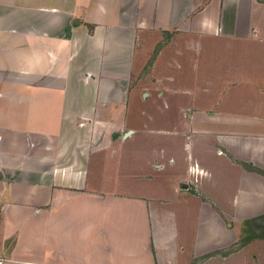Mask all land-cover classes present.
<instances>
[{"label": "crops", "instance_id": "0c3cea01", "mask_svg": "<svg viewBox=\"0 0 264 264\" xmlns=\"http://www.w3.org/2000/svg\"><path fill=\"white\" fill-rule=\"evenodd\" d=\"M160 33L164 37L176 33L184 41L190 38V43L184 42V52L179 48L177 65L183 83L177 80L172 93L190 97L185 94L191 88L189 62L193 51L200 49L211 59L202 63L204 78L220 82L217 85L221 87L210 97L211 85L204 82L201 99L205 106L196 97L192 102L195 108L216 112L211 129L248 131L257 127L259 131L260 125L243 114L234 118L239 123H219L223 122L219 106L224 104V91L233 88L237 90L233 89L230 104L237 103L244 86L252 101V105L250 101L246 104L264 107V96L250 95L256 84L264 88V72L244 81L220 78L211 65L213 61L217 67L221 64L216 60L222 55L217 53V45L264 44V0H0V264H215L221 257L213 256L216 250L227 252L235 247L230 222L224 220L229 216L224 205L235 206V196L246 190L233 183L235 189L225 192L224 178L214 167L215 158L223 159L234 179L247 180L243 177L247 174L255 180L263 178L252 171L258 167L244 163L249 172L242 169L235 177V164L220 152L234 156L238 149L217 139L219 150L212 153L200 137L195 147L196 164L204 172L195 167L189 171L207 172L212 177L204 190L217 196L215 205L221 206V215L213 204L188 198L187 185L181 183L186 176L188 142L179 145L178 166L163 162V156L159 165H150L154 142L138 143L130 140L132 132H117L121 108L113 113L114 122L104 118L110 110V88H114L118 103L124 99L128 77L122 78L123 68H132L139 60L136 47ZM158 49L157 45L154 52ZM156 56L147 68L156 65ZM108 67L115 68L114 76L103 80L105 92L98 91L95 85ZM163 67L175 68L165 62ZM166 79L171 81L172 76ZM97 115L103 120H95ZM76 116L81 120L76 121ZM242 138L240 134L238 139ZM110 161L111 168L122 161L119 165L127 167L130 184L114 187L113 179L106 182L101 175L94 177L100 174L95 170L104 169ZM170 165L182 173L172 183L177 197H187L192 208L189 246L175 231L178 214L171 206V213L168 211L169 199L133 191V185L149 182ZM254 188L264 189V185ZM248 195L253 206L264 208L263 193L251 191ZM179 204H184L183 199ZM251 222L247 220L248 225ZM253 222L261 224L260 219ZM253 229L246 227L244 246L255 239L264 240V232ZM248 231L254 233L251 238ZM221 258L223 264L233 261L229 255Z\"/></svg>", "mask_w": 264, "mask_h": 264}, {"label": "rangeland", "instance_id": "374dc122", "mask_svg": "<svg viewBox=\"0 0 264 264\" xmlns=\"http://www.w3.org/2000/svg\"><path fill=\"white\" fill-rule=\"evenodd\" d=\"M175 34L176 33H171V35H166V37H164L163 34L160 33L156 37H151L153 39H151L152 41H150L149 43H144L142 41L141 43L143 44H140V47H136V49L138 50L137 55L140 56L139 60L131 66L132 68H123L122 78L126 77L127 79L128 77V88H124L122 92L124 99L121 100L122 103H118L119 98H116L114 96V88H110V92L107 96V106L110 107V110L107 113L108 115H106L104 118H106L108 122H114V118L116 117L113 113L116 114L118 106L121 108L122 113L120 116H117L118 122H120L121 125L118 126L117 132L121 135L128 131L132 132L133 138L130 140L138 143L146 142L145 144H147L149 143V140L153 141L154 158L150 159V161L152 162L150 165L157 166L164 158L163 162H175L174 166H178L179 164H181V161H179L178 159V153L180 151L179 145L184 144L182 142L183 140L188 142L189 146L188 148H186V150L188 151L186 152L185 159L186 176L181 182L187 185L186 194L188 198H192L193 200L196 199L199 202L206 201L209 204H213L214 208L219 212V214L222 215L221 206L217 208V206L215 205V197L217 196H214V194H208L204 190V188L207 187L205 185L212 182V177L207 174V172L201 175L198 173H191L189 171L190 168L195 167L196 170L204 172L203 170H199L196 164V144L200 142V137H203V142L206 140L207 143L205 146L208 148V150H211L209 152L212 153L215 150H219L217 149L219 148L217 139L223 140L222 143L229 142V145L232 144L233 147L235 146V148H237L238 150L234 153V156L230 153L220 152L221 157L225 156L227 159H229V161L235 164V171L237 172L235 173V177L238 176L240 171L242 172V169H250L249 166H246L244 168V166H242V164L244 163L247 165L258 167L260 171L264 172V114L257 115V113L264 112V107L250 106L246 104L250 101L252 105V101L251 97H248V95L246 94L247 88H245L244 86L240 88L241 93L238 92L242 96H238L236 99L237 103H233V105L230 104L231 96L233 95V89L235 92L237 88H233L230 92L228 90L227 93L226 91H224V104L220 105L219 109L225 113H220L223 122L219 123H225V121H229L231 123H239L240 120L234 118H238L240 117V114H243V116H249L250 121L256 122L258 123V125H260V127L258 128L259 131L257 130V127L255 128V130L250 129L248 131L246 128L244 129L246 132L237 129L236 127H232L231 129L226 127L219 128L222 131L211 129L210 125H212L214 122L213 119L214 114L216 115V112L213 109L211 110L209 108H207L208 110L202 109L204 111L201 110V112H198L199 109L195 108L192 102L196 97H200L198 98V101L200 103L205 102L203 99H201L203 97L202 86L207 85L208 83L212 88L209 93L210 97H215L213 94V90H216L217 87H221L220 85H217L220 84V82L210 83L207 82V80L204 78L201 70L203 66L202 63L204 61H210L211 59L208 60L206 53L204 51H200V49H197L193 51V55L189 62V75L192 77V80L189 82L191 84V88H189L190 85H188L189 89L185 90V94L187 93L190 97L185 95V97H187L186 99L183 95L181 96V94L172 93V91L177 88V80L181 84L183 83L180 80L181 71H178L179 68L177 65L178 57L180 56L179 48H181V50L184 52V42L187 41L190 43V41H188L190 40L189 37H187V40L185 39L184 41L183 37H177L178 35ZM163 38H165V40L167 39V41H164ZM163 41L165 43L164 46L162 45ZM228 44L229 43H226V45L224 44L225 46L221 45L222 48L220 45H217L216 47V49H218L217 53L219 52L222 54L218 57V59H216L219 63H221L219 64V67L216 66L215 61H213L211 65L213 68L212 71L214 72L215 70V72H217V77L219 75L220 78H224L225 76L229 79L239 78L244 81L249 76L256 77L257 75H262V73L264 72V44L257 43L251 45L248 43H243L227 46ZM157 45L159 46L158 52H154L155 48H157ZM202 52L204 53V55H202ZM154 54L157 55L156 65L147 68L148 65H150L149 62L150 60H152ZM209 54L211 56V52ZM164 62L170 63L171 66H175V68L166 69V67H163ZM114 70V67L107 68V73H105V75H103L100 81L95 85L98 88V91L100 89L101 91L105 92V87H102V82L103 80H111L114 76ZM126 71L127 76H125ZM220 71L222 75H220ZM168 75L172 76V79L174 80L171 79L170 81V79H166ZM204 82H207V84H204ZM259 89H261V91ZM144 94H146L145 98H143ZM250 95L253 98L257 96H264L263 86L260 83L256 84V89L254 86V89H252ZM100 99L101 97L99 98V100ZM254 101L259 105L258 99L257 101L256 99H254ZM82 106L87 105L83 104ZM202 106H205V103H202ZM117 114H119V112ZM232 114L235 116L233 117ZM94 119L103 120V117L101 115H97L94 116ZM75 120H81V117L76 116ZM184 127L189 130H186V132H184ZM192 128L193 130L195 128H207L210 131L206 133H197L190 131ZM240 134L244 138L239 140L238 138H240ZM207 140L210 142L208 143ZM241 149H244V151L242 153H238ZM159 158H161V161L159 160ZM141 160L142 158L140 159V162ZM121 162L122 161L118 162V166H116L115 163L112 168L111 161L106 163L104 169L99 168L95 170V172L98 171V173L100 174H94V177H98V175H101L104 179H106V182H108V179H113L114 187L126 186L127 184H130L129 179L126 176L127 167L123 163L122 165H119V163ZM218 165L220 166V168L218 167ZM214 167L217 171V175L224 178L223 185L227 187L225 188V192L226 190L231 191L232 188L235 189V187H241L242 190H246V192H238V194L235 196V206H233L234 204L224 205L228 210L225 212V214L229 215L228 218L224 220L225 223H227V221L230 222V233H233L236 239L235 247L229 248L227 252L218 249L216 250V253H213V256L217 257L216 255H219L221 257H225L229 255L230 257H232L231 259H233L232 263L230 264H264V240H252L247 246H244L242 244V239L245 234L244 231L246 230V227H252V229L254 228L256 231L261 232L260 234L264 232L261 230V225L263 226L264 230V208L263 206L258 207V205L253 206L250 200L251 196L248 195L249 193L251 194V191H259L264 194V189L254 188L258 185H264V175H261L263 178H257L258 180H255L254 178L256 177L250 174L243 176L244 178H248L247 180H240L238 177L237 179H234L231 175L232 169L230 167H225V165L223 164V159L220 157L215 158ZM132 169L133 168L131 167V170ZM246 171L249 172L248 170ZM174 172H176V169L174 170L171 165L166 168L163 167L154 177V179H151L149 182H143L140 185H133V191L146 194L148 195V197H150L151 195L158 198H164L166 200L169 199L172 204L167 205L170 208V210L168 211L171 213V207H174L173 209H176V212L178 214V219H175V223L173 225L175 227V231H178L179 239L182 235L186 240L185 243H188L189 246V241L192 238V208L191 205H189L190 203L186 201L188 200L187 197L181 198L184 201L183 205L179 204L181 199L177 197L178 195L176 194L175 187L173 188L172 183L174 180H176V176L181 175L182 173L178 174V171L175 174ZM250 173L256 174L254 172ZM233 183L235 187L233 186ZM228 187L231 189H229ZM254 200L257 201L258 199L254 198ZM262 201L263 200H260V203ZM255 207L258 208L256 209ZM254 219L258 221L260 219L261 225L256 226L253 222ZM247 220L252 221L250 225L247 224ZM196 226L197 225H195V228ZM239 239L241 240L240 242L238 241ZM199 250L203 252L204 249ZM209 256H204L203 258L208 259ZM221 257H217V260H214L216 261L215 264H223V260Z\"/></svg>", "mask_w": 264, "mask_h": 264}, {"label": "trees", "instance_id": "16d2710c", "mask_svg": "<svg viewBox=\"0 0 264 264\" xmlns=\"http://www.w3.org/2000/svg\"><path fill=\"white\" fill-rule=\"evenodd\" d=\"M252 171H254V172L258 173V174L264 175L263 171L256 170V169H252ZM248 232H249L248 236H249V238H251L254 235V233L252 231H248Z\"/></svg>", "mask_w": 264, "mask_h": 264}, {"label": "flooded vegetation", "instance_id": "af4514ba", "mask_svg": "<svg viewBox=\"0 0 264 264\" xmlns=\"http://www.w3.org/2000/svg\"><path fill=\"white\" fill-rule=\"evenodd\" d=\"M262 224H263V223H262ZM259 225H261V224L259 223ZM261 227H262V228H261V230H262V231H264V230H263V226H262V225H261Z\"/></svg>", "mask_w": 264, "mask_h": 264}, {"label": "water", "instance_id": "95a60500", "mask_svg": "<svg viewBox=\"0 0 264 264\" xmlns=\"http://www.w3.org/2000/svg\"><path fill=\"white\" fill-rule=\"evenodd\" d=\"M115 136H117V135H115ZM125 136H126V135H125ZM183 188H186V187H185V185H184V187H183Z\"/></svg>", "mask_w": 264, "mask_h": 264}, {"label": "bare ground", "instance_id": "6f19581e", "mask_svg": "<svg viewBox=\"0 0 264 264\" xmlns=\"http://www.w3.org/2000/svg\"><path fill=\"white\" fill-rule=\"evenodd\" d=\"M201 174H203V173H201Z\"/></svg>", "mask_w": 264, "mask_h": 264}]
</instances>
